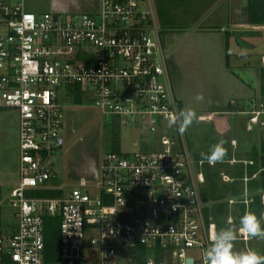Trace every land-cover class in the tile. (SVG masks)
<instances>
[{
  "label": "built area",
  "instance_id": "2783aa9c",
  "mask_svg": "<svg viewBox=\"0 0 264 264\" xmlns=\"http://www.w3.org/2000/svg\"><path fill=\"white\" fill-rule=\"evenodd\" d=\"M74 85L92 86L100 112L140 128L159 140V149L111 151L91 177L57 182L54 156L67 141L60 89ZM1 108L19 113L21 156L10 193L16 223L0 222V264H204L217 224L206 214L205 175L185 133L167 125L181 105L153 0H99L96 13L43 17L26 0H0ZM247 114L250 125L264 128V101ZM259 174L246 170L245 195L229 202L244 203L248 212V183ZM261 198L264 205V190ZM55 221L53 259L46 232Z\"/></svg>",
  "mask_w": 264,
  "mask_h": 264
},
{
  "label": "rangeland",
  "instance_id": "374dc122",
  "mask_svg": "<svg viewBox=\"0 0 264 264\" xmlns=\"http://www.w3.org/2000/svg\"><path fill=\"white\" fill-rule=\"evenodd\" d=\"M247 5V0H153L162 43L168 51L174 52L177 62L170 69L174 93L182 101L181 110L192 108L197 113L198 122H194L184 133L191 158L205 175V182L200 185V189L206 207L215 203L205 199L208 171H218L217 180L224 188L234 181H229L226 176L235 171L238 163L249 161L254 151H260L264 140V128L261 125L255 124L249 130L252 126L247 114L253 103L258 105L264 99L261 90L264 24L251 21ZM26 7L38 17L53 12L96 13L99 0H26ZM226 35L230 40V52H243L244 56L251 54L246 67L237 65L232 59V66L229 65L232 73L220 63V56L227 47ZM78 87L81 103L75 99L77 92L74 89ZM93 90L92 86L81 89L78 85L60 89L61 104L66 113L67 141L63 152L54 156L59 170L56 181L59 183L69 184L81 176L91 177L105 153L116 150L132 155L148 148H153V151L159 149V140L143 134L140 128L122 125L118 118L100 112L95 107ZM197 94H203L204 99L196 100ZM231 107L239 108L232 110ZM210 112L218 114L212 119L200 117ZM220 140L225 141L227 153L232 154V160L235 158L237 163L231 164L232 160L223 159L222 162L209 165L202 159L201 153L208 154ZM136 141L139 142L138 146L134 145ZM20 156L19 113L14 108H1L0 222L8 227L16 223L10 193L20 178ZM201 161L204 162L202 165ZM206 190L208 194L212 193L210 187ZM245 193L243 180L241 197ZM232 197L236 196H229ZM229 205L239 213L237 204L229 202ZM235 218V214L230 215L227 223H235ZM229 227L235 228L238 233L234 250L253 249L264 255V239H242L240 222ZM221 228L225 227L217 225V230Z\"/></svg>",
  "mask_w": 264,
  "mask_h": 264
},
{
  "label": "trees",
  "instance_id": "16d2710c",
  "mask_svg": "<svg viewBox=\"0 0 264 264\" xmlns=\"http://www.w3.org/2000/svg\"><path fill=\"white\" fill-rule=\"evenodd\" d=\"M247 13L253 23L264 24V0H249L247 5ZM262 85L261 90L264 94V67L261 69ZM76 93V102L81 103L82 100L79 97V87L74 89ZM264 101V99H262ZM113 152H118L114 150ZM232 154L227 153L224 157L226 160H232ZM249 161H253L252 165L245 166L244 162L238 163L236 169L233 173L229 175L233 178V182L225 187L221 188V184L218 182L219 173L217 170H210L207 174V180L204 188L205 199L208 201H215L210 207H206L207 216L212 218L218 226L229 227L234 224H238L241 217L246 213L247 206L244 203H237L239 213L233 211L229 205V196H236L241 198V193L243 190V177L247 170L249 176H253L254 173L260 171L259 177L251 179L248 183L249 197L252 199L249 204V211L254 212L258 218L262 220V212L264 210V205L262 203L261 194L264 190V140L261 145L260 151H254ZM210 187L212 193L206 192ZM59 192L51 191L48 192L50 195H57ZM232 206V205H231ZM236 216L235 223L229 224L227 220L230 215ZM263 222V220H262ZM264 226V224H262ZM59 233L57 229V221L50 222L47 226L46 232V247L47 251L53 255V259L58 255V242Z\"/></svg>",
  "mask_w": 264,
  "mask_h": 264
},
{
  "label": "clouds",
  "instance_id": "9594fccd",
  "mask_svg": "<svg viewBox=\"0 0 264 264\" xmlns=\"http://www.w3.org/2000/svg\"><path fill=\"white\" fill-rule=\"evenodd\" d=\"M195 99L198 101L203 100V94H197ZM194 122H198V117L192 108L172 113L167 117L168 127H175L181 134ZM224 144V140L214 144L208 154L201 153L202 159L206 160L209 165L222 162L227 155ZM262 224L264 222L254 212L248 211L241 217L239 231L250 239L257 237L264 239V226ZM237 238V230L233 227H225L214 231L210 236V245L204 253V264H264V255L253 249L246 251L234 250V242Z\"/></svg>",
  "mask_w": 264,
  "mask_h": 264
},
{
  "label": "crops",
  "instance_id": "0c3cea01",
  "mask_svg": "<svg viewBox=\"0 0 264 264\" xmlns=\"http://www.w3.org/2000/svg\"><path fill=\"white\" fill-rule=\"evenodd\" d=\"M56 8H60V6H55ZM82 13H84V12H82ZM89 13H91V12H89ZM164 45V44H163ZM229 45H230V40H228V37H227V35H226V51H225V53L223 54L222 53V56H220L221 58V64H222V66L224 67V69L226 70V71H228V72H230V73H232V68H230V66L229 65H231L232 66V63H231V60L232 59H235V62H236V64L237 65H241V66H243V67H246L247 65L246 64H248L249 65V61L251 60V54L250 55H247L246 54V56H244L243 55V52H241V53H239L238 51H235V52H230V50H229ZM252 45V44H251ZM254 47V46H253ZM164 48H165V50H166V53H167V55H168V62H169V68L171 69V68H173V66L174 65H177V62L174 60L175 58H174V52L173 51H168L167 49L168 48H166V46H164ZM239 53V54H238ZM238 55V56H237ZM262 56L261 57H264V54H261ZM250 58V59H249ZM245 61V62H244ZM242 62H244V63H242ZM171 72V71H170ZM177 97V96H176ZM178 99V101H179V103H180V105H181V107H182V101L179 99V98H177ZM232 106V105H231ZM232 108V110L233 109H237V108H239V107H231ZM218 114V112H210V114H207V115H205V114H202V115H200V117H203V118H207V119H212V117L214 116V115H217ZM205 116V117H204ZM252 127H251V129H249V130H252L253 129V127L255 126V124H253V125H251ZM233 159H235V158H233ZM231 164H234V163H231Z\"/></svg>",
  "mask_w": 264,
  "mask_h": 264
},
{
  "label": "bare ground",
  "instance_id": "6f19581e",
  "mask_svg": "<svg viewBox=\"0 0 264 264\" xmlns=\"http://www.w3.org/2000/svg\"><path fill=\"white\" fill-rule=\"evenodd\" d=\"M205 117V116H204Z\"/></svg>",
  "mask_w": 264,
  "mask_h": 264
}]
</instances>
